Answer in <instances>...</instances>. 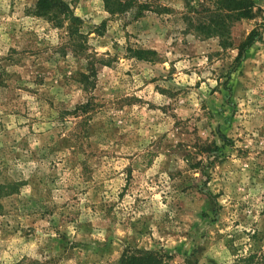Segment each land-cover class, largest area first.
<instances>
[{"label":"rangeland","instance_id":"obj_1","mask_svg":"<svg viewBox=\"0 0 264 264\" xmlns=\"http://www.w3.org/2000/svg\"><path fill=\"white\" fill-rule=\"evenodd\" d=\"M36 1L0 0V264L263 249L264 0L225 47L186 30L212 0H138L137 18L63 0L77 52Z\"/></svg>","mask_w":264,"mask_h":264},{"label":"trees","instance_id":"obj_2","mask_svg":"<svg viewBox=\"0 0 264 264\" xmlns=\"http://www.w3.org/2000/svg\"><path fill=\"white\" fill-rule=\"evenodd\" d=\"M104 7L110 15L131 13L137 18L143 16L145 11H151L147 2L138 0H103ZM201 11L205 12L202 18L194 16L195 10L187 11L184 15L186 30L197 31V36L217 37L221 47L231 45L229 29L242 19L252 18L255 14V6L252 0H212L210 4H204ZM33 14L44 16L54 26H62L63 20H67L68 39L73 50H78L77 39L80 33L76 31V23L79 19L68 11V5L63 0H37L33 7ZM253 33L249 34L239 47L245 49L252 44ZM80 50V49H79ZM77 52V51H76ZM145 51L135 52L132 56L137 59L145 58ZM142 54V55H141ZM241 50L239 51V56ZM238 56V58H239ZM2 187V186H0ZM120 264H168L160 252L150 250H137L124 252L120 258ZM229 264H264V248L260 251L248 252L236 257Z\"/></svg>","mask_w":264,"mask_h":264}]
</instances>
